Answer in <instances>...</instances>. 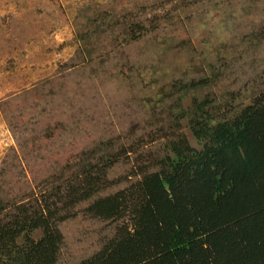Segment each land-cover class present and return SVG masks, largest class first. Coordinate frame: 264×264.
Segmentation results:
<instances>
[{
	"label": "rangeland",
	"instance_id": "rangeland-1",
	"mask_svg": "<svg viewBox=\"0 0 264 264\" xmlns=\"http://www.w3.org/2000/svg\"><path fill=\"white\" fill-rule=\"evenodd\" d=\"M31 222L26 264H264V0H0V257Z\"/></svg>",
	"mask_w": 264,
	"mask_h": 264
},
{
	"label": "trees",
	"instance_id": "trees-1",
	"mask_svg": "<svg viewBox=\"0 0 264 264\" xmlns=\"http://www.w3.org/2000/svg\"><path fill=\"white\" fill-rule=\"evenodd\" d=\"M242 120H244V118H242ZM228 124H229V122L227 124L223 123V124H221L217 128H218V130L223 131V132H230V131H232V132H235V131L236 132H240V131H243V124L239 123L238 121H233V122H231L230 125H228ZM225 135H227V134L225 133ZM224 139H222V140L225 141ZM210 151H212V149ZM210 151L208 150L207 145L204 142V144H203V150H202V152H199L198 155H205V156H207V155L210 154ZM184 152L185 153H182V152L181 153L180 152L176 153V152H174V153L177 154V156L175 157V159H174L173 162H175V163H181V160H184L185 158L187 160L189 156L192 158L197 153V152H191L190 150L189 151L186 150ZM201 159H203V157L198 159L199 162H200L199 165H201V162H202ZM37 223L38 222H31L30 224L25 225V228H26L24 230L25 233H24V236H22V239L24 240L23 241L24 242V245L22 246L23 248L20 250L19 253H16V252L13 253V258L12 257H7V259H5L6 256H3V258L0 257V260H1L0 263L1 264H26L25 263L26 262V259L29 257L28 251L32 247H34L33 244H29V243H32L30 241L29 236H30V234L34 230H36V229H42L41 226L39 224H37ZM12 248L14 250L15 249H18L19 250V246H16V245H13ZM2 260H4V261H2Z\"/></svg>",
	"mask_w": 264,
	"mask_h": 264
}]
</instances>
